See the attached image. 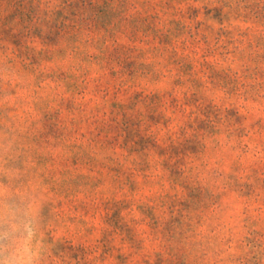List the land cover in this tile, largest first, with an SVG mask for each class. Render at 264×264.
<instances>
[{
  "label": "rangeland",
  "instance_id": "obj_1",
  "mask_svg": "<svg viewBox=\"0 0 264 264\" xmlns=\"http://www.w3.org/2000/svg\"><path fill=\"white\" fill-rule=\"evenodd\" d=\"M0 262L264 264V0H0Z\"/></svg>",
  "mask_w": 264,
  "mask_h": 264
},
{
  "label": "clouds",
  "instance_id": "obj_2",
  "mask_svg": "<svg viewBox=\"0 0 264 264\" xmlns=\"http://www.w3.org/2000/svg\"><path fill=\"white\" fill-rule=\"evenodd\" d=\"M0 264H3V262H0Z\"/></svg>",
  "mask_w": 264,
  "mask_h": 264
}]
</instances>
